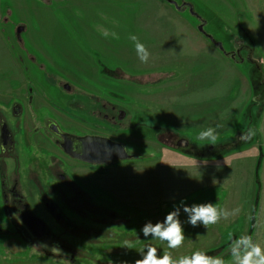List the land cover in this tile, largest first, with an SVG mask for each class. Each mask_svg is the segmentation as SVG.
Returning a JSON list of instances; mask_svg holds the SVG:
<instances>
[{
    "label": "rangeland",
    "instance_id": "1",
    "mask_svg": "<svg viewBox=\"0 0 264 264\" xmlns=\"http://www.w3.org/2000/svg\"><path fill=\"white\" fill-rule=\"evenodd\" d=\"M173 1L190 4L200 19L167 0H0V116L15 122L16 129L20 124L25 146L34 127L30 110L24 104L15 119L5 110L25 96L30 83L37 91L36 107L47 110L44 100L48 107L55 105L63 92L50 83V72L129 116L115 137L128 141L122 142L133 155L96 177L108 199L103 204L117 220L80 225L83 232H93L86 244H98L102 253L97 250L79 263L134 264L151 246L161 256L202 250L234 264L231 250L240 247L237 240L264 234V0ZM201 22L224 51L197 29ZM132 36L146 46L147 63L139 59ZM239 47L249 58L244 52L241 58L231 56ZM126 126L133 135H124ZM210 127L215 142L200 139ZM172 135L199 146L192 152L198 156L171 147ZM181 201L188 206L210 202L228 215L217 224L193 227ZM176 206L186 236L181 247L168 249L165 242L143 237L146 223L163 222ZM105 210L94 216L104 217ZM126 217L132 218L130 236L113 231L130 226ZM252 218L257 226L249 230ZM0 228L9 227L2 223ZM14 236L0 235L2 264H56ZM84 244L76 241L77 248H90Z\"/></svg>",
    "mask_w": 264,
    "mask_h": 264
},
{
    "label": "flooded vegetation",
    "instance_id": "2",
    "mask_svg": "<svg viewBox=\"0 0 264 264\" xmlns=\"http://www.w3.org/2000/svg\"><path fill=\"white\" fill-rule=\"evenodd\" d=\"M185 8L187 6H181L180 9ZM242 52L244 57L249 58L247 50L240 47L233 56L241 58ZM30 60L34 61V57L31 56ZM46 75L50 76V83L56 84L63 92L57 97L55 105L48 107L44 100L47 110L36 107L34 98L37 91L30 83L26 86L25 96L17 98L8 110L4 109L9 118L21 116L24 104L30 110L34 127L26 137V146L23 142V132L17 131L20 124L18 123L19 127L16 129L15 122H7L5 116H0V224L5 223L9 227L6 231L0 228V235L11 238L15 235L16 239L24 241L36 252L52 256L55 254L53 252H56V255L63 258L65 253L68 263L83 264L77 262V259L85 261L89 254L93 255L95 249L100 247L95 243L86 244L87 237H92L93 232H83L82 226L91 223L90 220L102 226L106 221L110 223L114 219L117 220L115 212L103 204L108 199L96 185L102 182L96 177L107 173L108 168L116 162L130 157L115 159L111 163H88L74 157L67 150H84L85 146L78 138L87 136L106 137L124 146L122 141L125 144L128 141L115 136L120 123L129 116L127 111L115 104L104 102L96 93L56 79L52 72ZM38 109L43 110L44 115L38 116ZM55 113L64 117L55 116ZM61 123H67L72 129L63 128ZM2 125L4 132L1 135ZM130 127L126 126L124 135L134 134L128 132ZM172 137L175 139L171 147L188 155L196 154L192 153L193 151H200L199 146L187 138L175 135ZM124 148L128 156L133 155L125 146ZM208 149L207 147L206 150ZM91 174H95V177H91ZM111 190L117 194L116 190ZM102 209H106L104 217L94 216ZM125 215L129 216L128 212ZM29 217L40 219L45 224L44 230L41 232L40 224L28 220ZM124 219L130 221V226L121 231L119 228L113 231L119 235L130 236L133 230L132 218ZM142 220L147 221L148 218ZM26 221H31L32 226L29 227ZM76 241L84 242V246L90 248L82 246L79 249L76 247ZM80 246L78 244V247Z\"/></svg>",
    "mask_w": 264,
    "mask_h": 264
},
{
    "label": "clouds",
    "instance_id": "3",
    "mask_svg": "<svg viewBox=\"0 0 264 264\" xmlns=\"http://www.w3.org/2000/svg\"><path fill=\"white\" fill-rule=\"evenodd\" d=\"M131 39L135 41V48L137 55L141 62L147 63L149 58V52L146 46L140 43L137 37L132 36ZM201 140H209L215 142L216 133L214 128H208L200 132ZM248 135H254L249 133ZM245 136L242 135L241 139ZM183 206V211L189 215L188 223L193 227L203 225L207 227L209 225L217 224L221 218H226L228 213L220 209L216 204L201 203L188 206L184 201L180 202ZM180 206L174 207V209L166 215L163 222H156L155 224L146 223L141 232L143 237L165 242L168 249H177L181 247L185 241V233L183 225L179 220ZM240 247H232L231 255L233 257L234 264H264V248L255 243L251 236L242 237L237 240ZM140 259H137L134 264H225V261L220 256L207 255L202 250H197L191 255H184L179 258H173L170 252L165 251L164 254L158 255V250L155 247H147L141 254ZM126 264V262H125Z\"/></svg>",
    "mask_w": 264,
    "mask_h": 264
},
{
    "label": "water",
    "instance_id": "4",
    "mask_svg": "<svg viewBox=\"0 0 264 264\" xmlns=\"http://www.w3.org/2000/svg\"><path fill=\"white\" fill-rule=\"evenodd\" d=\"M168 3L172 4L177 10H181V6H187L189 12L194 15L195 17L199 18L198 15L193 11V8L190 4L188 3H183L180 6L176 4L175 1L173 0H167ZM200 19V18H199ZM197 29L204 33V35L210 40L212 41L215 46L219 47L222 51H224L222 44L219 41H214L212 37H210L207 33L203 32V24L201 22V24H199L197 26ZM23 30L22 26L17 27L16 29V38L19 39L20 38V31ZM233 56V55H231ZM1 135L4 132V127L2 125L1 127ZM69 136V135H67ZM78 141H80L84 146L85 149L77 152L74 151H68V153H70L71 155H73L74 157L81 159L83 161H86L88 163H111L113 162L115 159H125L127 157H129L126 153V150L124 148V146L117 142V141H112L106 137H79ZM92 146V148L90 147ZM179 146V145H178ZM180 147V146H179ZM90 149H92V151H90ZM208 150H211L210 148ZM196 155V154H194ZM28 220L37 222L38 224H40V228L42 229L41 232L44 230L45 228V224L38 218L35 217H29ZM31 221H26V224L31 227Z\"/></svg>",
    "mask_w": 264,
    "mask_h": 264
},
{
    "label": "crops",
    "instance_id": "5",
    "mask_svg": "<svg viewBox=\"0 0 264 264\" xmlns=\"http://www.w3.org/2000/svg\"><path fill=\"white\" fill-rule=\"evenodd\" d=\"M259 157V156H258ZM170 201H172V200H170ZM256 208H257V206H256ZM249 224V230H251V228L253 227H256L257 226V220L255 221L254 220V218L251 220L250 219V222L248 223ZM253 225V226H252ZM260 225V222H259V224H258V226ZM251 226V227H250ZM247 236V235H246ZM245 236V237H246ZM248 236H251V238L253 239V240H255L256 241V239H259V241H262V242H260V246L262 247V248H264V234H248ZM132 245V246H131ZM115 245H113V246H111L110 245V247H114ZM117 246H124V245H116V247ZM126 247H128L127 249L128 250H132V252H134L133 250H134V248L133 247H135V245H133V244H129V242H128V245H126ZM97 248V247H96ZM96 251L98 250V249H95ZM95 251V252H96ZM99 252L101 251V250H98ZM1 252V251H0ZM35 252V251H34ZM31 253H33V252H31ZM38 253H40V252H38ZM53 253H55L54 254V256H52V255H45V254H42V253H40L41 255H43V256H50L53 260L52 261H54V263H56V264H72V263H68V262H66V261H64L63 259H62V257H59L58 255H56V252H53ZM100 253H102V252H100ZM80 261H83V260H80ZM85 262H83V264H84ZM0 264H2V261L0 260Z\"/></svg>",
    "mask_w": 264,
    "mask_h": 264
},
{
    "label": "trees",
    "instance_id": "6",
    "mask_svg": "<svg viewBox=\"0 0 264 264\" xmlns=\"http://www.w3.org/2000/svg\"><path fill=\"white\" fill-rule=\"evenodd\" d=\"M162 1H164V0H162ZM253 82H255V81H253ZM221 154H223V153H221ZM195 156H198L197 154L195 155ZM199 157H201V155H199ZM205 157V156H204ZM253 219V218H252Z\"/></svg>",
    "mask_w": 264,
    "mask_h": 264
}]
</instances>
